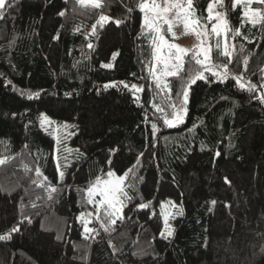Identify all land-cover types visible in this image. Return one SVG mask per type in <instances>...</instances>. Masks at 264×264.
Masks as SVG:
<instances>
[{
	"label": "trees",
	"instance_id": "trees-1",
	"mask_svg": "<svg viewBox=\"0 0 264 264\" xmlns=\"http://www.w3.org/2000/svg\"><path fill=\"white\" fill-rule=\"evenodd\" d=\"M208 1L195 0L202 18ZM141 2L6 3L0 236L9 238L0 240V264H264V20L243 26L241 5L225 0L234 52L223 55L214 39L212 62L230 78L189 84L200 68L190 54L163 89L151 77L154 45L143 32ZM253 6L264 16V4ZM102 15L109 19L98 22ZM181 108L185 121L165 124ZM43 113L73 126L71 152H59L42 129ZM109 172L127 173L114 225L86 197ZM167 200L183 214L165 239Z\"/></svg>",
	"mask_w": 264,
	"mask_h": 264
},
{
	"label": "snow or ice",
	"instance_id": "snow-or-ice-1",
	"mask_svg": "<svg viewBox=\"0 0 264 264\" xmlns=\"http://www.w3.org/2000/svg\"><path fill=\"white\" fill-rule=\"evenodd\" d=\"M77 2L81 6L91 5L93 7H100V0H77ZM215 2V0H214ZM218 2L223 4V0H218ZM259 3L264 4V0H234V7L236 5L243 4L244 6V16L248 17L251 22L255 25L258 21L257 18L264 20V16L260 15L259 10H252L250 8V5L252 3ZM6 0H0V9H3L5 7ZM141 12L144 13V24L147 26V29L150 30L151 33H154L155 35L152 36V44L154 45L155 50V59L157 60V63H162L164 66V70L162 72L163 76H169V75H175L176 72L170 71V68L173 69H181L183 65V57L188 54L189 51H192V59L195 61V64L200 65L199 69H196L194 73L190 76L189 84L195 83L196 80H202L204 79V70H213L216 66L209 63L210 61V52L213 47V45L209 44L208 47H199L195 50H189L183 47H180L174 43H168V41L165 39V35L162 34L164 30V25H167L166 31L171 33L173 26L176 25L178 22H182L185 28V31H187L189 28H192V30L195 31V34L197 36V39L199 40L201 37L202 32L207 35V26L206 23L202 24V19L206 21H211L213 19L216 20H222L223 17L221 14L217 13L215 16L213 15V7L214 3H210L207 7L208 16L207 18H201L197 17L194 14L193 10V0H184V3H181V0H164V6L162 7L161 4L157 3L156 0H144V2H141L138 5ZM131 11V9H129ZM170 13H174L173 15H169ZM61 16L65 15L64 12L60 13ZM0 18H3L2 14H0ZM109 19L106 16H101L100 21L103 22L105 20ZM119 23V21H117ZM197 27H199L201 30H196ZM229 27L226 21L223 23H218L214 25L211 28V32L215 34L217 37L215 47L219 49L221 47V42L219 37L221 36V33L223 32L224 36V47H223V55L230 56L231 53L229 52V45L227 43V33L229 31ZM93 32H95V28H93ZM238 32H233V36L238 35ZM175 35V33H173ZM203 43V42H202ZM166 46L168 49L167 57H162L160 55L161 46ZM88 47H92L91 44L88 45ZM234 49V46H232ZM202 56V59L200 58ZM170 60H175L177 63L170 64ZM247 62L245 61V64ZM104 67H111L110 64L103 65ZM228 73L227 67L224 69V74L221 75L220 73H217L213 71V75L220 76L221 79L224 78ZM158 84L163 83V81L160 79L159 76H155ZM236 82L239 84V86L243 88H247L248 91H255L257 86L255 84H252L250 81L246 84L242 83V77H235L234 78ZM123 83V82H121ZM115 86V85H112ZM125 87H128V85H124ZM164 88H167V84H163ZM105 87H108L106 85ZM136 91H142V88H137L135 85L132 86ZM262 88H264V85H261ZM36 95H39L38 93ZM184 102L187 101V91L182 92ZM258 99L261 102H264V94L260 95ZM173 109L175 110L176 106L172 105ZM157 111H163L162 108L156 107ZM186 110L181 108L179 111H175L172 119H165V124L168 126H174L175 123L182 122L183 115L182 113ZM44 123H47V117L44 118ZM153 128L155 129V125H153ZM219 155V153H217ZM4 160H0V164H4ZM131 171V170H129ZM40 175L39 173H37ZM108 176L111 177V179L106 181L97 180L92 187H90L88 191V198L89 202H93V197L95 195H99L102 199L98 202L99 207L105 209L106 218H108V221L110 224L114 225L116 223V218L122 216V202L120 200V195L125 194L123 193L122 184L124 182V179L127 177V173H125L124 177H115L113 173L109 172ZM61 177H63V173H61ZM45 179H47L45 177ZM226 183H230L227 178H225ZM35 183V181H34ZM52 191H55V189H52ZM126 195V194H125ZM213 204L215 201L212 202ZM141 208L147 207V205L141 204ZM109 209L111 211H109ZM182 215L183 213H179ZM81 219L83 220L84 217L82 216ZM97 219H99V216H97ZM90 222V221H88ZM87 223V222H86ZM104 226L103 223L101 225ZM107 231L108 229L105 228ZM12 231H18V228H13ZM86 232L92 231V229H89L85 227ZM171 235V232L168 233ZM8 236H0V240L8 239Z\"/></svg>",
	"mask_w": 264,
	"mask_h": 264
},
{
	"label": "rangeland",
	"instance_id": "rangeland-1",
	"mask_svg": "<svg viewBox=\"0 0 264 264\" xmlns=\"http://www.w3.org/2000/svg\"><path fill=\"white\" fill-rule=\"evenodd\" d=\"M7 2H8V0H6V3ZM149 2H150V0H149ZM156 2L161 4L162 7L164 6V0H156ZM233 2H234V0H233ZM181 3H184V0H181ZM210 3H214L213 15L215 16L217 13H219L223 17V19L222 20L213 19L211 21H206V20L202 19V24L206 23V26H207V35H205L202 32L201 37L198 40L197 36L195 34V31L192 30V28H189L187 31H185L183 23L182 22H178L176 25L173 26V29H172L171 33L166 31L167 25L163 26L165 31L162 34L165 35V39L168 41V43H174V44H176V45H178L180 47H183V48H186V49H189V50H195V49H198L199 47H208L209 44L213 45L212 41L214 39H217V37L215 36L214 33L211 32V28L214 25L218 24V23H223L224 21L227 22L228 27H229V23H228V20H227V13H226V11L224 10V7H223V5L225 3V0H223L222 6L218 2V0H215V2H214V0H209L208 1V5ZM253 4H255V2L250 5V8L252 10H259L258 8L254 7ZM240 5H241L242 10H243V15H242L243 16V22H242V25L244 26L246 24H250L253 27H256V26L260 25L262 20L259 19V17H258L257 18L258 22L254 25L248 17L244 16V11H245L244 6H243V4H240ZM5 6H6V4H5ZM193 6L194 7H193L192 11H194L195 16L201 17L199 15L200 7L195 4V0H193ZM236 6H238V5H236ZM3 9H0V14L2 13ZM259 12H260V15L263 16V13L261 12V10H259ZM173 14L174 13H170L169 15L171 16ZM207 16H208V12L206 10V16L205 17L207 18ZM142 26H143V32L145 34H148V36L150 37V40L152 42L151 38L155 34L151 33L150 30L147 29V26L144 24V13L143 12H142ZM196 30L199 31L201 29L199 27H197ZM229 31L227 33V43L229 45V49L228 50L231 53V55L229 57H231L233 55V52H234V49L232 47V46H234V44H233L232 38L231 39L229 38ZM237 32L240 34L241 33V28ZM173 33H175V35H173ZM219 39H220L221 47H222V50H223V47H224L223 32L221 33V36L219 37ZM167 52H168L167 47L162 45L161 46L160 55L162 57L166 58L167 57ZM212 53H213V47H212L211 52H210V61H209V63L214 65L213 62H212ZM190 54H192V51H189L188 54L183 57V65H182L181 69L177 70V69L170 68L169 70L176 72L175 75H178L183 69L186 57L188 55H190ZM155 55H156V53H155V50H154V61H153L152 69H151V77H152L153 81L156 84H158L156 79L154 78V75L155 76H159L160 79L163 81V83L158 84V85L160 87H162L163 89H168V87L164 88L163 84H167L168 85L167 80L170 77L175 76V75L163 76L162 72L164 70V66H163L162 63H157V60L155 59ZM200 58L202 59V56ZM169 63L173 64V63H177V62L175 60H170ZM224 69H225V67L216 66L213 70H204V78H206L207 76L211 75V76L216 77L220 81H225L228 78H230L228 73H227L226 76H224L223 79H221L220 76H218V75H213V71L223 75L224 74ZM241 82L244 83L243 81H241ZM192 84H194V83H192ZM263 85H264V82H263ZM262 94H264V88H262L261 95ZM187 101H188V98H187ZM45 117H47V120H48L47 123L43 122ZM184 121H185V116L183 115L182 122L175 123L174 126H171V127H175L177 125H180ZM41 127H42V129L45 132L51 134L54 137V139L56 141V144H57V149H58L59 152L67 153V152H71L73 150V147L70 144V140L75 134V132L72 130L73 129L72 125H70L68 123L58 122L54 118H52L49 115L43 113L41 115ZM111 173H113V172H111ZM113 174H114L115 177H124V176H118L115 173H113ZM109 179H111V177H109L107 175V177H105L104 179H101V181H106V180H109ZM124 182H125V179H124ZM124 182L122 184L123 192H124ZM122 196H123V194L120 195V200H121L122 205H123V208H122V215H123L124 203H123ZM86 197H87V200L89 201L88 191H86ZM101 199L102 198L99 195H95L93 197V202L91 204L94 205L99 211L100 210L105 211L104 208L99 207V203L98 202ZM160 208H161V214H162V217H163V220H164V224H165L164 228H163V231L161 233V237L167 239V238H170L172 236V234H173L172 221L174 220V218H176L178 215H180L179 213L181 211V208L174 201H171V200H167V201L162 202ZM109 211H111V210L109 209ZM121 217L116 218V220L121 218ZM84 224H85V227L90 229V227L88 226V223L84 222ZM169 232H171V235L168 234ZM87 233H89V232H87Z\"/></svg>",
	"mask_w": 264,
	"mask_h": 264
}]
</instances>
